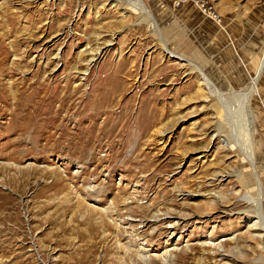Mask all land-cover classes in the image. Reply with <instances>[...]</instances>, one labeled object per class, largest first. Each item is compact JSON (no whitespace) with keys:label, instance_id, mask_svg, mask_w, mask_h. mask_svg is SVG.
<instances>
[{"label":"rangeland","instance_id":"1","mask_svg":"<svg viewBox=\"0 0 264 264\" xmlns=\"http://www.w3.org/2000/svg\"><path fill=\"white\" fill-rule=\"evenodd\" d=\"M142 1L0 0V264H264V0Z\"/></svg>","mask_w":264,"mask_h":264},{"label":"bare ground","instance_id":"2","mask_svg":"<svg viewBox=\"0 0 264 264\" xmlns=\"http://www.w3.org/2000/svg\"><path fill=\"white\" fill-rule=\"evenodd\" d=\"M114 1H116V0H114ZM136 7H139V9L141 10V13H143L146 10L145 5H144L142 0H136ZM261 52H262V54L260 57L258 69L256 70L255 73L249 74V78H250L249 89L240 90V91H236V92L234 91L235 94H240L246 99V106H247V109L251 115H252L251 112H254L253 108H252V106H253L252 102H253L255 96L258 99H260L262 103H264V98H263V96L261 94V90H260L261 83L264 82V48ZM167 54H169L171 57H176V56H174V54L171 51H167ZM263 86H264V84H263ZM252 117H253V115H252ZM247 162H248L249 166H252L253 164H255L253 154L249 155V157L247 158ZM246 174H248L250 176L251 173L248 170V172H246ZM246 212L248 213V211H246ZM244 214H245V212H244ZM254 226L255 227L258 226L259 229L264 231V223L262 222V218H259V223L256 222V224Z\"/></svg>","mask_w":264,"mask_h":264},{"label":"built area","instance_id":"3","mask_svg":"<svg viewBox=\"0 0 264 264\" xmlns=\"http://www.w3.org/2000/svg\"><path fill=\"white\" fill-rule=\"evenodd\" d=\"M194 3V5H196L198 7V9L200 10H205L206 9V3L202 0H190ZM185 3L187 2V0H178L177 3Z\"/></svg>","mask_w":264,"mask_h":264}]
</instances>
